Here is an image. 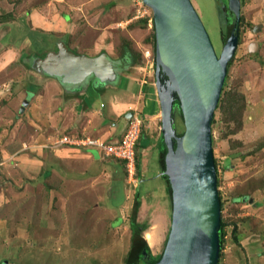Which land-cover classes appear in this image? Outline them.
Wrapping results in <instances>:
<instances>
[{
    "label": "rangeland",
    "instance_id": "obj_1",
    "mask_svg": "<svg viewBox=\"0 0 264 264\" xmlns=\"http://www.w3.org/2000/svg\"><path fill=\"white\" fill-rule=\"evenodd\" d=\"M190 1L219 55L222 26L216 0ZM47 4L51 23L63 13L70 15L71 33L62 38L41 36L47 47L38 55L28 42L34 35L27 34L20 43L26 30L14 26L5 36L18 12L26 16L27 9ZM240 16L243 20L226 75L228 83L211 127L221 219L226 225L218 264H264V0H242ZM151 17L141 0H0V43L17 48L11 58L2 54L5 47L0 45V70L5 69L0 71V264H125L130 245L127 223L136 190L141 195L137 219L147 224L143 237L152 256L162 253L171 209L165 183L158 175L157 154L139 187L137 171L131 177L124 167L114 169L116 161L106 155L105 147L120 138L111 137V129L99 128L103 119L107 122L97 114L107 97H98L94 113L87 108L88 113L77 121L73 118L80 114L77 111L58 115L64 103L56 105L53 100L58 95L77 94L79 89L64 87L59 91L55 79L32 67L35 58L56 51V44L51 46L53 40L83 52L95 46L101 36L110 52L116 49L123 53L122 62L127 60L122 63L121 78L134 79L137 85L127 82L126 88L140 92L132 99L138 105L131 117L125 118L123 132L128 122L141 114L137 151L149 143L145 130L150 131L156 148L160 108L153 82ZM147 51L149 58L144 56ZM6 61L11 62L7 65ZM176 124L182 131L181 117ZM67 147L75 148L68 157L64 155L68 151H62ZM91 149L102 159H88L86 151ZM106 164L114 169L110 176ZM81 179L77 184L72 181ZM119 180L128 192V201ZM107 209H115L117 217L121 209L118 219L123 222L116 220L112 227L110 219L115 215L109 217ZM233 225L238 244L231 237Z\"/></svg>",
    "mask_w": 264,
    "mask_h": 264
},
{
    "label": "water",
    "instance_id": "obj_2",
    "mask_svg": "<svg viewBox=\"0 0 264 264\" xmlns=\"http://www.w3.org/2000/svg\"><path fill=\"white\" fill-rule=\"evenodd\" d=\"M141 2L152 13L154 88L165 152L160 176L170 189V228L156 264H218L221 207L211 127L238 44L241 3L227 0L234 23L217 55L190 0ZM32 67L63 85H78L90 78L112 84L117 77L105 53L78 55L64 43L56 44V51L36 59ZM176 110L183 125L181 134L175 127Z\"/></svg>",
    "mask_w": 264,
    "mask_h": 264
},
{
    "label": "crops",
    "instance_id": "obj_3",
    "mask_svg": "<svg viewBox=\"0 0 264 264\" xmlns=\"http://www.w3.org/2000/svg\"><path fill=\"white\" fill-rule=\"evenodd\" d=\"M49 5L50 4H47L46 6L40 7V8H36L37 6L32 7L30 9L26 8L27 10H29V12L26 16H24V15L22 16L18 12L16 15L17 19L15 21L9 23L10 28L5 29V31H4L5 36L6 35L8 36L9 32L10 33L13 32L12 27H14V26L20 27L22 32H23V30L24 31L26 30L25 34L22 33V36H23L22 39L27 38V34H29V36H30V34H31V36L34 35L35 37H32L31 41L30 40L29 41L26 40V41H28L32 45V50H34V51L37 50V52L35 51V54L38 55L39 53H42L40 51V50H42V48L44 49L45 47H47L46 42L44 43L43 40H40L41 36H47V35L50 36L51 35V36H54L55 38H62L67 33H71L70 32V26H69V22L71 20L70 15L68 13H66V14L63 13V16L58 17L57 22L51 23L49 21L50 18H48V16H47V12L49 10ZM24 17H25V20L23 19ZM4 34H2V35H4ZM22 41H24V39L20 40V43ZM42 41H43V43H42ZM51 43H52L51 46L52 45L55 46V44H60L61 42H58V41L56 42L55 40H53ZM1 44H3V46H4L5 42L1 41L0 45ZM106 44H107V42L104 41V38L102 40V37L99 36L98 43H96L95 46L89 48L86 51L74 52L70 47L67 46V48L69 50L73 51V53H75V54L86 55L88 57H97L100 54L105 53L107 55V60L112 63V65L114 67V71L117 75L115 82H113L112 84H105V83L98 82L97 79L90 78V79H88V80H86V81H84L78 85H63L58 80L55 79L54 81L56 83L58 82V84H59V86L57 85L59 91H62L61 89L65 90V88H75L76 90L79 89V92L77 94H68L69 96L65 95V96H63V98H60V95H58L57 98L54 99L53 101H55L56 105H57V103H59V101H62L64 103L63 111L59 112L58 115L64 114L65 110L69 111V113L72 112V110L75 111V113H76V111L80 112V114H78L77 116H76V114L73 115V118L75 117V120L77 121L78 118H80V119L82 118L83 113H88V111H86V110L90 109L89 111H91V112L94 111L93 105L96 104L95 102L98 99V97L99 98L107 97L106 103H105V101H103L99 104V109L97 112V114L102 115V117L105 118L107 120V122L103 119L102 123H101L102 126H99V128L111 129V132H112L111 137L119 138L122 135L125 124H126L125 114H127L128 112H133L135 110L134 106L136 104L138 105V102L136 100H132V99H134L136 97V95L140 92H136L137 91L136 90L135 91L136 93H135L134 90L132 91V89L126 88L127 82H129L130 84L134 83L135 85H137L135 83V81H133L134 79L131 81H125L123 78H121L122 77L121 71L123 70L122 63L126 62L127 60L122 62L121 55L119 54V52L117 53L116 49H115V51L110 52L109 46L106 47ZM4 47H5V49H2V54H4V55L6 54V55L10 56L11 58H13L14 53L16 54L15 51L17 50V48H10V47H6V46H4ZM10 54H12V55H10ZM126 56H127V54L122 56V58L124 57L126 59ZM36 59L37 58H35L34 60L36 61ZM11 61H6V64L8 65ZM13 61H14V59H13ZM2 70H5V69L3 68L0 71H2ZM96 81H97V83H96ZM129 95H130V97H129ZM123 97H124V99H127V101H123L122 100ZM59 99H61V100H59ZM129 99H131V100H129ZM62 102H60V103H62ZM107 105H110L109 109L107 108ZM69 108H71V110H69ZM145 111H146V109H145ZM93 113L94 112H92V114ZM139 116H142V115L140 114ZM144 117H147L146 113H144ZM59 118H60V116H59ZM145 134H146L145 138L149 143L147 145H144L147 147L141 148L139 150V153H140V170H139V174L137 173V178H136V180H138V186L139 187L141 186V183H143L146 179V176H145L146 168L149 165V162L153 159L152 158L153 155L155 154V147H154L155 144L152 146L153 143L151 142L152 137L150 136V131L145 130ZM160 134H159V136H157L158 137L157 139H159ZM74 149L75 148H68L67 147L65 149H62V151H68V152H64L65 153L64 155H66L68 157V154L71 151H73ZM86 154H87L86 156L88 157V159L95 161V162L102 159L100 153L96 149L88 150V151H86ZM106 165H105V167H106ZM107 166L109 169L106 173H107V175L110 176V174L112 172H114V169L120 168V163H119V161L118 162L116 161V164L113 167L114 169L111 168V166H109V165H107ZM143 172H144V174H143ZM76 173L77 172H75V174ZM84 173H86V172H84ZM158 174H159V171H158ZM76 175H78V177L84 176L82 173H77ZM157 179L158 178H156V180ZM72 181L76 182L75 184H77V182L80 183V181H82V179L76 180V181L72 180ZM118 182H120L122 191L126 197V200L128 201V198H127L128 192H125L123 190L122 182L120 180ZM105 184H107V183H105ZM111 184H112V182L109 183V185H111ZM109 185H107V187ZM105 187H106V185H105ZM163 191H164V188H163ZM113 193H114L113 189L110 188V192H108V196H110L111 199H112ZM101 200H103V198H101ZM112 207H113V204H112ZM119 207H120V205L117 208L116 207H113V208L118 209ZM115 211H116L115 209H112V210L107 209V212H108L107 215L109 217L111 215H113V216L115 215L114 218L110 219L112 227H114L112 224L116 220H120L121 218L120 219H118V218H119V216L122 215L121 209L119 211L120 215L118 214V217L116 216ZM121 220L123 222V219H121ZM122 225H124V224H122ZM117 227H119V225H117Z\"/></svg>",
    "mask_w": 264,
    "mask_h": 264
},
{
    "label": "trees",
    "instance_id": "obj_4",
    "mask_svg": "<svg viewBox=\"0 0 264 264\" xmlns=\"http://www.w3.org/2000/svg\"><path fill=\"white\" fill-rule=\"evenodd\" d=\"M216 3L218 4V8H219V19H220L221 26H222L220 34H221L222 45L224 46L225 41H226V39H227V37L229 35V31L232 28V25L234 23V16L227 8V0H216ZM240 3L242 4V0H240ZM242 20L243 19L240 16V23L241 24H242ZM153 38H154V36H153ZM129 51L131 52L130 49H129ZM121 53H119V54L121 55ZM231 64H232V60L229 63L228 69L231 66ZM227 83H228V80L226 78L225 82H224V85H223V88H222V92H221V95H220V99H219V102H218L217 109L220 107V104L222 102V98L224 97ZM146 89H147V86H145V91H146ZM176 107H177V104H176ZM140 117H142V116H140ZM175 121H176L175 122V127H176L177 126L176 123L178 121H180V112H179V110L175 111ZM177 132L179 134H181L183 132V130L182 131H178L177 130ZM139 138H140V136H139ZM137 145H138V141L135 144V173L137 171V173L139 174V170H140V153H139V148H138V151H137ZM156 146L157 147L155 148V153L157 154L156 155L157 156V163H158V166H159V174H160V172L163 169V158H164V155H165L164 146H163V143H162V135L161 134H160V137L158 139V143H157ZM145 147L146 146H143V148H145ZM213 154H214V164H215V169H216V176H218V171H217V165H216V161H215V153H214V151H213ZM119 163H120V167H124L123 162L119 161ZM161 178L163 179V177H161ZM163 181H164V179H163ZM164 183H165V188H166V195L168 196V200H169V204H170V189H169V187H168V185L166 184L165 181H164ZM140 197H141L140 192L138 190H136L135 193H134V196H133V204H132V207L130 209L129 219H128V223H127L128 229L130 231V245H129V250L127 252V255H126L124 261H125V264H139L142 261L143 252H145L146 256H148V258H149L146 264H156L159 261V259L161 257V254H159L158 256H152L151 255L150 249H149V247L147 245V242H146V240L143 237V234H144V232L147 229V224L138 222V219H137L138 215H139L140 207H141ZM219 199H220V197H219ZM220 207H222L221 200H220ZM225 226L226 225L223 223V221L221 219V227H220V231H219V239H220V245H221L220 246V251L222 250V244H223V241H224V227ZM236 232H237V228H236V226L233 225L231 237H232L233 241L236 244H238V238H237ZM165 242H166V239H165ZM165 242H164V244H165Z\"/></svg>",
    "mask_w": 264,
    "mask_h": 264
},
{
    "label": "built area",
    "instance_id": "obj_5",
    "mask_svg": "<svg viewBox=\"0 0 264 264\" xmlns=\"http://www.w3.org/2000/svg\"><path fill=\"white\" fill-rule=\"evenodd\" d=\"M149 22L151 23V19ZM149 55V51L144 53L145 57H148ZM141 124L142 121L140 120V117L136 116L134 119L128 122L127 128L122 133L119 140L105 147V150L108 153L106 155L110 156L116 161L123 162L127 174H129L131 177H133L135 174V144L137 143L140 136L142 127Z\"/></svg>",
    "mask_w": 264,
    "mask_h": 264
},
{
    "label": "flooded vegetation",
    "instance_id": "obj_6",
    "mask_svg": "<svg viewBox=\"0 0 264 264\" xmlns=\"http://www.w3.org/2000/svg\"><path fill=\"white\" fill-rule=\"evenodd\" d=\"M148 259H149L148 256H146L144 259L142 258V261L139 264H146Z\"/></svg>",
    "mask_w": 264,
    "mask_h": 264
},
{
    "label": "clouds",
    "instance_id": "obj_7",
    "mask_svg": "<svg viewBox=\"0 0 264 264\" xmlns=\"http://www.w3.org/2000/svg\"><path fill=\"white\" fill-rule=\"evenodd\" d=\"M151 19V18H150ZM152 21V20H151ZM152 54H153V51H152ZM154 65V64H153ZM126 118V117H125Z\"/></svg>",
    "mask_w": 264,
    "mask_h": 264
},
{
    "label": "bare ground",
    "instance_id": "obj_8",
    "mask_svg": "<svg viewBox=\"0 0 264 264\" xmlns=\"http://www.w3.org/2000/svg\"><path fill=\"white\" fill-rule=\"evenodd\" d=\"M148 237V236H147Z\"/></svg>",
    "mask_w": 264,
    "mask_h": 264
}]
</instances>
